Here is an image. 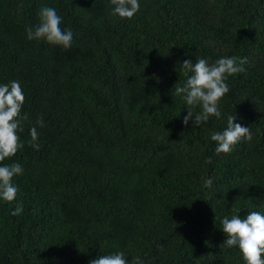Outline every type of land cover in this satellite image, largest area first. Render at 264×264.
I'll return each instance as SVG.
<instances>
[{"label":"trees","instance_id":"16d2710c","mask_svg":"<svg viewBox=\"0 0 264 264\" xmlns=\"http://www.w3.org/2000/svg\"><path fill=\"white\" fill-rule=\"evenodd\" d=\"M139 3L121 19L110 0H0V84L21 83L28 116L24 148L0 162L24 169L16 199H0V264H89L115 251L128 264H245L221 247L220 221L264 213V0ZM45 6L73 31L70 49L27 39ZM225 56L247 63L227 81L221 119L185 127L172 95L187 79L180 64ZM232 114L253 139L217 155L210 133Z\"/></svg>","mask_w":264,"mask_h":264},{"label":"clouds","instance_id":"9594fccd","mask_svg":"<svg viewBox=\"0 0 264 264\" xmlns=\"http://www.w3.org/2000/svg\"><path fill=\"white\" fill-rule=\"evenodd\" d=\"M113 6L111 15L121 19H131L140 10L139 0H110ZM18 11H22L23 4L17 5ZM39 23L35 26L26 25L25 32L29 41H45L48 44L61 46L68 50L72 46L74 33L71 28L61 27L63 18L53 7H42L39 11ZM247 58L238 56H225L209 62L205 58L197 57L196 62L191 59L184 60L180 64V71L187 77L183 86L178 83L172 90L173 97H180L187 106V115L183 118L185 127L192 121L194 127L207 123L210 118L221 119L222 112L220 101L225 94L230 92L227 83L229 77L246 71L244 65ZM25 103V94L21 83L17 80L0 84V162L16 155L25 144L19 136L23 132V122L28 120L27 114H22ZM199 111L194 112V109ZM194 117V120H193ZM236 117L227 116V126L222 131H213L210 138L215 142L217 155L230 153L241 140L250 142L253 133L250 127L236 123ZM43 128L44 119L40 116L35 125L30 128V140L28 146L39 150V133L37 126ZM207 163H211L209 158ZM23 166L13 162L0 166V199L12 202L18 194V187L13 183L16 176L23 174ZM213 184L211 178L204 182L205 187ZM23 212V205L19 204L12 212L19 215ZM221 229L226 239L221 247L239 249L245 264H264V213L251 211L246 217L233 214L230 218L221 219ZM161 251H163V246ZM123 251H115L110 254L100 255L91 259L89 264H128ZM131 264H145L139 256H133Z\"/></svg>","mask_w":264,"mask_h":264}]
</instances>
